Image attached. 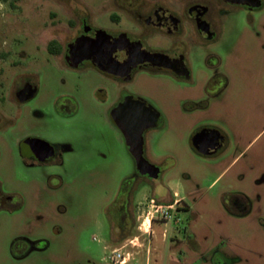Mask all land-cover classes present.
I'll list each match as a JSON object with an SVG mask.
<instances>
[{
	"label": "rangeland",
	"instance_id": "obj_1",
	"mask_svg": "<svg viewBox=\"0 0 264 264\" xmlns=\"http://www.w3.org/2000/svg\"><path fill=\"white\" fill-rule=\"evenodd\" d=\"M104 1L0 3V189L14 198L10 209H0V264H110L106 253L134 236L139 241L128 244L127 264H264V6L251 15L233 8L214 15L215 38L193 48L187 87L172 79L137 77L132 90L165 121L149 137L148 148L152 157L166 159L157 161L158 177L148 178L136 172L105 107L91 102L96 78L75 84L83 88L78 117L61 120L52 110L56 95L77 93L64 75L46 68V62H56L47 45L63 37L61 28L74 10L84 8L93 16ZM44 68L37 94L17 103L26 73ZM186 95L205 109L179 114L178 102ZM201 124L217 126L229 137L224 160H203L189 148V135ZM27 138L49 143L55 160L24 158L19 143ZM132 188L134 228L113 245L112 231L119 237L116 216ZM235 195L247 209L241 217L224 208L232 202L222 199ZM149 197L177 202L173 220H153L149 234H141L137 227L149 211ZM188 207L192 239L186 241ZM16 240L18 252L28 249L25 255L13 254Z\"/></svg>",
	"mask_w": 264,
	"mask_h": 264
},
{
	"label": "flooded vegetation",
	"instance_id": "obj_2",
	"mask_svg": "<svg viewBox=\"0 0 264 264\" xmlns=\"http://www.w3.org/2000/svg\"><path fill=\"white\" fill-rule=\"evenodd\" d=\"M238 1L239 4L224 0H106L100 4L97 14L93 16H88L84 8L74 10L61 28L63 37L54 39L47 45L46 53L55 58L56 62H46V68L52 72H60L66 81L73 83L72 88L76 91L77 97L70 91L56 95L53 112L65 121L78 117L83 112L84 103L78 98L83 88L75 84H80L87 78H96L98 81L90 91L91 102L105 107V116L110 125L120 132L124 144L125 138L117 123L124 124L131 113L137 112L141 115L142 122L147 125L142 132L143 157L148 165L156 167L157 161L166 158L152 157L148 140L151 135L162 129L165 123L164 116L143 96L134 92L132 86L137 77L144 76L184 82V86L187 87V84L192 82L193 48L215 38L214 15L218 11L232 8L251 15L264 6L263 0H259L258 7L247 5L249 0ZM101 32L108 37L111 46L102 47L100 51L111 52L110 61L102 65L103 69L92 60H82L74 64L69 54V45L78 38L94 40ZM216 58L221 62L219 57ZM46 68L26 73L24 80L17 87L15 99L16 95L22 92H33L34 97L38 92L37 80ZM220 76L224 81V75L219 73L217 77ZM214 80L211 79L204 87L206 96L211 93V83ZM111 93L114 94L113 100L109 96ZM216 95L217 93H212L211 97ZM177 108L179 114L190 116L205 109V104L194 105L192 99L186 95L184 99L179 100ZM154 116H157L155 124L150 121ZM19 145L21 155L31 161L45 164L56 158L52 146L42 140L27 138ZM188 146L201 159L215 162L224 160L222 157L229 150L231 143L223 129L201 124L189 135ZM158 175L159 169L157 177ZM132 193L133 188L117 213V222L124 227L135 224L136 220ZM155 199L166 205L177 202L175 198L166 201ZM13 200L11 195L3 193L0 189V209H10ZM222 200L232 202L233 209L236 210L228 213L234 217H241L247 212L243 200L237 195ZM183 212L186 213L184 229L187 241L189 238L192 239L189 224L192 220L191 208L188 207ZM23 242L27 247L34 246L29 242ZM27 250H21L24 252L23 255Z\"/></svg>",
	"mask_w": 264,
	"mask_h": 264
},
{
	"label": "water",
	"instance_id": "obj_3",
	"mask_svg": "<svg viewBox=\"0 0 264 264\" xmlns=\"http://www.w3.org/2000/svg\"><path fill=\"white\" fill-rule=\"evenodd\" d=\"M232 4H239L238 0H224ZM244 4V3H241ZM251 7H258L260 5L259 0H249L246 3ZM111 46L109 39L103 32L99 33L96 39L78 38L75 42L69 45V54L71 60L75 63L82 60H92L97 63L100 68L103 64L110 61L111 52L100 51L102 47ZM103 69V68H102ZM34 93L22 92L16 95L17 103H24L33 97ZM142 116L137 112L129 114L124 124L117 123L122 135L125 138V146L134 159L136 172L140 176L148 178H156L158 169L154 166L148 165L147 161L143 157V129L147 127L142 122ZM157 116L150 118V121L155 124Z\"/></svg>",
	"mask_w": 264,
	"mask_h": 264
},
{
	"label": "built area",
	"instance_id": "obj_4",
	"mask_svg": "<svg viewBox=\"0 0 264 264\" xmlns=\"http://www.w3.org/2000/svg\"><path fill=\"white\" fill-rule=\"evenodd\" d=\"M147 209V216L143 219V221L137 227V230L141 232V234H149V229L151 227V223L153 220H163L171 219V211L174 207L173 205H166L159 202L154 197H149L145 203ZM153 212L156 215H152ZM93 240H97V238L93 237ZM139 241V236H134L127 243L121 244L119 247H114L106 253L104 259L108 261L110 264H127L128 258L130 256V252L127 249L128 244L136 245Z\"/></svg>",
	"mask_w": 264,
	"mask_h": 264
},
{
	"label": "trees",
	"instance_id": "obj_5",
	"mask_svg": "<svg viewBox=\"0 0 264 264\" xmlns=\"http://www.w3.org/2000/svg\"><path fill=\"white\" fill-rule=\"evenodd\" d=\"M5 2H8L11 6H14L15 3L18 2V0H0V3H5ZM116 220H117V216H116ZM133 228H134V224H131L128 227H124V226H121L118 223V229H119V233L118 234H119V237L114 239V235H113V231H112V234H111V242H112V244L116 245V244L119 243L118 241H121L122 239L127 238L128 236H130L132 231H133ZM17 243H18V240L13 242L12 252H13L14 255L22 256L24 254V252L23 251H21V252L17 251V249H16Z\"/></svg>",
	"mask_w": 264,
	"mask_h": 264
},
{
	"label": "crops",
	"instance_id": "obj_6",
	"mask_svg": "<svg viewBox=\"0 0 264 264\" xmlns=\"http://www.w3.org/2000/svg\"><path fill=\"white\" fill-rule=\"evenodd\" d=\"M236 160V158L235 159H233L230 163H229V165L212 181V183H211V185L212 184H214L223 174H224V172L234 163V161ZM177 196V194L175 193L174 194V197H176ZM224 208H225V210L226 211H228V212H233L234 211V209H233V205H227V206H224Z\"/></svg>",
	"mask_w": 264,
	"mask_h": 264
}]
</instances>
